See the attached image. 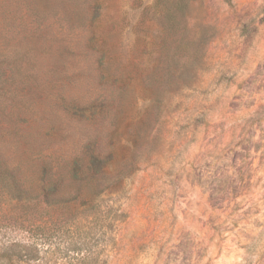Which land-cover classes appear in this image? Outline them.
Wrapping results in <instances>:
<instances>
[{
	"label": "rangeland",
	"instance_id": "rangeland-1",
	"mask_svg": "<svg viewBox=\"0 0 264 264\" xmlns=\"http://www.w3.org/2000/svg\"><path fill=\"white\" fill-rule=\"evenodd\" d=\"M0 54L43 154L111 156L28 264H264V0H0Z\"/></svg>",
	"mask_w": 264,
	"mask_h": 264
},
{
	"label": "trees",
	"instance_id": "trees-1",
	"mask_svg": "<svg viewBox=\"0 0 264 264\" xmlns=\"http://www.w3.org/2000/svg\"><path fill=\"white\" fill-rule=\"evenodd\" d=\"M11 62L0 54V229L18 222L25 225L26 236L23 241L2 243L0 262L28 264L39 260L41 246L52 238L44 222L34 216L37 207L75 203H61L58 198L64 196L65 189V197L77 193L76 200L81 199L83 181L93 183L97 196L111 191L109 185H102L111 156L91 152L88 146L70 155L43 154L30 134L24 132L27 120L19 110L16 93L25 75L14 70ZM19 145L29 152L24 159L15 160L7 152ZM116 182L120 183L117 177Z\"/></svg>",
	"mask_w": 264,
	"mask_h": 264
}]
</instances>
